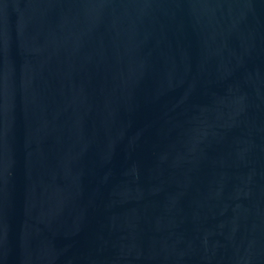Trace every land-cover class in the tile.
<instances>
[{
    "label": "water",
    "instance_id": "1",
    "mask_svg": "<svg viewBox=\"0 0 264 264\" xmlns=\"http://www.w3.org/2000/svg\"><path fill=\"white\" fill-rule=\"evenodd\" d=\"M0 264H264V0H0Z\"/></svg>",
    "mask_w": 264,
    "mask_h": 264
}]
</instances>
